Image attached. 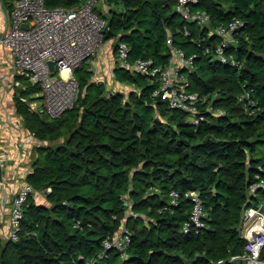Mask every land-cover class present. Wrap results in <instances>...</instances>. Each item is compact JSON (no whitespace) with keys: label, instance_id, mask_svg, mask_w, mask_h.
I'll return each mask as SVG.
<instances>
[{"label":"trees","instance_id":"16d2710c","mask_svg":"<svg viewBox=\"0 0 264 264\" xmlns=\"http://www.w3.org/2000/svg\"><path fill=\"white\" fill-rule=\"evenodd\" d=\"M1 1L9 9L13 0ZM44 1L68 8L83 2ZM105 2L106 13L96 8L106 19L105 39L127 42L131 58L164 65L168 28L175 46L195 54L194 66L184 69L188 88L223 113L204 111L192 123L152 95L156 82L115 65V77L136 90L107 91L75 69L76 105L52 118L39 84L18 75L15 110L24 130L43 141L32 147L25 179L47 204L29 194L18 238L0 236V264H242L230 258L243 252L242 212L264 202V188L249 191L264 178V0H201L210 13L203 26L176 20L174 0ZM234 17L242 25L226 52L233 51L239 65L203 51L220 41L209 30ZM171 190L178 193L174 202ZM188 190L198 192L203 215L201 226L184 231L192 207ZM123 229L129 237L124 254L104 246Z\"/></svg>","mask_w":264,"mask_h":264},{"label":"built area","instance_id":"2783aa9c","mask_svg":"<svg viewBox=\"0 0 264 264\" xmlns=\"http://www.w3.org/2000/svg\"><path fill=\"white\" fill-rule=\"evenodd\" d=\"M98 0H83L76 7L63 5L47 6L44 0H13L11 7L5 9L0 0V46L11 54V67L27 75L32 83L39 84L42 93V106L45 113L52 118L61 116L65 111L76 105L80 93L79 82L75 69L88 57L94 55L104 41L106 19L96 10ZM175 11L183 20L196 25H207L210 13L201 7V0H174ZM25 23V26L22 24ZM242 25V20L234 17L221 22L209 31L214 32L220 41L205 44L203 51L210 53L220 62L239 65L233 51L235 47L234 33ZM182 30L187 33L184 25ZM206 37H201L203 40ZM165 41L170 49V57L164 65L157 64L150 57L129 56V45L124 40L117 39L115 44L116 65L130 73L145 75L156 82L152 95L159 97L166 105L186 113V119L198 123L204 116V111L222 114L221 108H215L205 103V96L198 95L187 86L185 68H192L195 54L186 56L183 49L173 44L171 31L166 28ZM200 45V41L198 42ZM54 64V71L48 66V61ZM248 97V93L243 95ZM242 98V97H240ZM10 124L18 130H23L18 118ZM34 134L28 132L17 141L21 159L31 156V138ZM6 153L0 149V167L3 171L7 162ZM22 161V160H21ZM30 170V161L23 169H15L14 189L8 195L5 185H11L8 178L0 179V205H8V225L6 238L17 239L20 221L23 216V206L26 199L35 189L27 182L25 176ZM258 177V175H257ZM3 184H5L3 186ZM264 188V178L258 177L249 185L250 193L257 188ZM169 194L172 202L178 196L175 190ZM192 201L189 219L184 221L182 229L188 230L191 224L201 226L203 215L199 194L196 190L184 192ZM122 228H124L122 226ZM121 228V229H122ZM241 234L244 238L243 252L230 258H239L242 264H264V202L246 207L241 216ZM129 241L126 230H120L104 240L105 247H114L124 254V248ZM84 264H92L87 261Z\"/></svg>","mask_w":264,"mask_h":264},{"label":"crops","instance_id":"0c3cea01","mask_svg":"<svg viewBox=\"0 0 264 264\" xmlns=\"http://www.w3.org/2000/svg\"><path fill=\"white\" fill-rule=\"evenodd\" d=\"M0 25L2 26V16L0 14ZM115 38L104 39L102 44L97 49L96 53L84 61L76 68H82L89 73V80L103 82L107 91L121 90L119 85H122L123 81L118 80L113 72L116 65L115 57ZM11 54L10 52L0 46V149H2L7 156L6 166L3 169L2 176L4 179L8 178L9 183L5 185V189L8 195H11L14 189V178L15 169H23L28 165V158L24 157L21 159L20 149L17 147V141L23 136L27 135L28 132L25 130L18 131L11 122L15 117L21 120V116L17 114L14 106V101L11 95V82L14 81V85L17 84L18 73L11 67ZM85 64L87 65L85 67ZM13 85V86H14ZM116 86V87H115ZM13 90V88H12ZM31 148L40 141L37 137L31 138ZM22 160V161H21ZM8 205H0V234H3V230H6L8 225Z\"/></svg>","mask_w":264,"mask_h":264},{"label":"rangeland","instance_id":"374dc122","mask_svg":"<svg viewBox=\"0 0 264 264\" xmlns=\"http://www.w3.org/2000/svg\"><path fill=\"white\" fill-rule=\"evenodd\" d=\"M106 7H107V4H106V2H105V0H98L97 1V3H96V7L95 8H97L102 14H104V13H106ZM96 9V10H97ZM175 19L176 20H183V18H182V16H180L179 14H176L175 15ZM87 65L85 64V67H86ZM78 75H82L81 73H82V68H80V69H78L77 70V72H76ZM18 75H22V74H19L18 73ZM14 81H16V79H14ZM14 81L13 82H11V85H10V88H11V92H12V88L14 87L13 85V83H14ZM17 85H19V81H17V84H16V86ZM116 87V86H115ZM119 87H120V89H121V91L123 92V93H125V94H127L129 91H133V90H136V87L134 86V85H132L130 82H126V81H123V83H122V85H119ZM119 90V89H118ZM11 95H12V93H11ZM12 99H13V97H12ZM14 100V99H13ZM35 104H33L32 106H34ZM18 114V113H17ZM18 118L17 117H15L14 118V120H17ZM13 120V121H14ZM24 130V129H23ZM261 145V144H260ZM33 196L35 197V199L37 200V201H39V202H41V203H44V204H47V201H46V199H45V197L41 194V193H39V192H34L33 193ZM6 231H7V227H6V230H3L2 232H3V234H0V236L1 237H5L6 235Z\"/></svg>","mask_w":264,"mask_h":264},{"label":"water","instance_id":"95a60500","mask_svg":"<svg viewBox=\"0 0 264 264\" xmlns=\"http://www.w3.org/2000/svg\"><path fill=\"white\" fill-rule=\"evenodd\" d=\"M22 26H25V23L22 24ZM48 66H49V68L51 70V73H53V71H54V64H53V62L51 60L48 61Z\"/></svg>","mask_w":264,"mask_h":264}]
</instances>
